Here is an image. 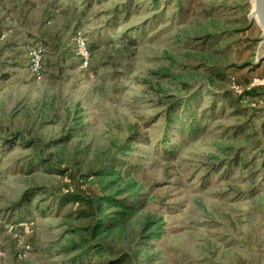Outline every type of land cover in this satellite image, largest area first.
Listing matches in <instances>:
<instances>
[{
	"label": "rangeland",
	"instance_id": "rangeland-1",
	"mask_svg": "<svg viewBox=\"0 0 264 264\" xmlns=\"http://www.w3.org/2000/svg\"><path fill=\"white\" fill-rule=\"evenodd\" d=\"M252 8L0 0V264H264V38ZM169 114L184 124L166 142ZM76 192L86 198L62 197ZM99 195L136 211L87 215ZM102 212L114 220L94 236Z\"/></svg>",
	"mask_w": 264,
	"mask_h": 264
},
{
	"label": "trees",
	"instance_id": "trees-1",
	"mask_svg": "<svg viewBox=\"0 0 264 264\" xmlns=\"http://www.w3.org/2000/svg\"><path fill=\"white\" fill-rule=\"evenodd\" d=\"M182 1L183 0H180L181 3H182ZM181 5H182V8H184L183 4H181ZM179 124L182 126L184 124V121L182 119H179L178 115H170V114L168 115V128H167L166 134H165V138L168 139V140L165 139L166 142H170V139H171L170 135L172 133V130L175 129V128H179V126H180ZM197 130L198 129L195 128V129H193V132H196ZM12 136H14L15 139L12 138V139H9V141L11 140L13 142L14 140H20V137H17L18 134H14ZM2 139L6 140L5 137H2ZM131 151H132V144L130 142H128L122 148L121 158L124 155H129V152H131ZM117 160H118V158H114V159L106 162L103 165L104 166L103 170H100V173L101 174H106V175L114 174L115 168H116V164H117ZM35 194H36V191H31V192L27 191L23 195L22 199L24 201H29L30 202L32 197ZM62 197H63V199L72 198L74 200H82V201L84 200V198H86L81 192L65 193V195H63ZM88 200L90 202H92L93 204H95L96 210L93 211V212L92 211H85V213L87 215H90V214L94 215L97 210L101 211L103 209L104 205H106V206H114V207L118 208L117 211H115L116 216L113 217L114 219L117 218L116 219L117 221L118 220H122L128 214L133 213L134 211H136V207H135L136 203L129 202L128 199H124V198H120V197L117 198V197L112 196V195H99V196H97L96 202L93 199H89L88 198ZM139 203L141 204L140 207H142L144 205V201H139ZM114 219H112V217H110V214L106 215L105 213L102 212V214L95 219V222L92 225V231H93L92 234L94 236H97L100 233L106 231L107 230V223L108 222L112 223V220H114ZM87 249H88V247L85 249V252H87ZM96 253L103 255L101 250L96 251ZM83 259H84V257H81V255L79 254V255L75 256V259H73V260L80 263V262H82ZM120 260L117 259V260L114 261L112 259H109V262L112 263V264H115L116 262H119V263L120 262H124V260H126V259H124V256H122Z\"/></svg>",
	"mask_w": 264,
	"mask_h": 264
},
{
	"label": "built area",
	"instance_id": "built-area-1",
	"mask_svg": "<svg viewBox=\"0 0 264 264\" xmlns=\"http://www.w3.org/2000/svg\"><path fill=\"white\" fill-rule=\"evenodd\" d=\"M75 47L76 52L80 58V65L82 68H87L90 63L92 51L87 43L85 37L76 36L75 37ZM31 62H32V69L36 73V75L40 78L41 77V62H42V49H32L31 50ZM25 231L30 232V228H33L34 221L21 223Z\"/></svg>",
	"mask_w": 264,
	"mask_h": 264
},
{
	"label": "water",
	"instance_id": "water-1",
	"mask_svg": "<svg viewBox=\"0 0 264 264\" xmlns=\"http://www.w3.org/2000/svg\"><path fill=\"white\" fill-rule=\"evenodd\" d=\"M252 4H253V8H252L251 13L254 12L257 15L258 20H259V22L261 23V25L263 27L262 28L261 25L258 23V25L263 30V38H264V0H252ZM251 13H250V16L252 18H254ZM261 52L263 53L262 55H264V40H263V45H262V51Z\"/></svg>",
	"mask_w": 264,
	"mask_h": 264
},
{
	"label": "bare ground",
	"instance_id": "bare-ground-1",
	"mask_svg": "<svg viewBox=\"0 0 264 264\" xmlns=\"http://www.w3.org/2000/svg\"><path fill=\"white\" fill-rule=\"evenodd\" d=\"M252 16H253L254 18H256V20L258 21V23L261 25V23H260L259 20H258L257 15H256L254 12H252ZM261 27H262V25H261ZM262 28H263V27H262Z\"/></svg>",
	"mask_w": 264,
	"mask_h": 264
}]
</instances>
